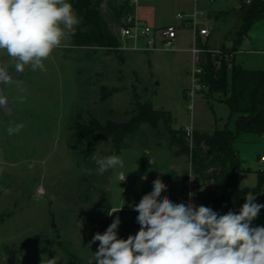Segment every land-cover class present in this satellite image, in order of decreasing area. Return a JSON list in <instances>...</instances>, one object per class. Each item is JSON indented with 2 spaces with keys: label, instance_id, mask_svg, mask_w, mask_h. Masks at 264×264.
I'll return each instance as SVG.
<instances>
[{
  "label": "rangeland",
  "instance_id": "374dc122",
  "mask_svg": "<svg viewBox=\"0 0 264 264\" xmlns=\"http://www.w3.org/2000/svg\"><path fill=\"white\" fill-rule=\"evenodd\" d=\"M123 1L105 0L102 5L119 39L116 49L78 48L73 43L74 30L72 39L63 41L43 62V70L26 66L22 78L5 87L13 113L6 117L0 112V264H42V260L48 264L53 258L55 264H95L99 241L92 243L93 236L103 234L117 217L118 238L135 235L140 225L133 206L153 190V181L160 179L167 186L160 199L171 197L169 173L190 169L189 158L171 146L168 129L190 128L192 134L212 133L225 125L235 128L238 116L231 115L225 102L208 104L203 99L207 89L195 80L200 67L194 50L198 42L210 51L230 44L227 35L235 16L217 14L239 9V0L141 2L132 11L139 19L153 28L171 24L178 28L172 45L154 50L120 39L125 16L116 19L109 7ZM197 11L203 16L196 21L176 19L179 14L193 19ZM202 29L208 30L207 37L200 35ZM199 58L200 63L201 53ZM235 63L246 70H264V19L250 30ZM0 65L14 68L15 61L0 50ZM137 101L169 113L172 122L162 121L157 128L143 124L120 147L97 135L76 138L91 120L128 122ZM16 125L22 127L9 135L8 128ZM235 149L250 169L238 175V187H256L257 171H264L260 163L264 138L242 134ZM109 155L119 156L123 167L98 175L95 158ZM82 167L91 174L82 172ZM41 188L44 192L37 199ZM253 202L264 205V186ZM242 205L238 198L231 201L233 210ZM252 226L264 227V208Z\"/></svg>",
  "mask_w": 264,
  "mask_h": 264
},
{
  "label": "clouds",
  "instance_id": "9594fccd",
  "mask_svg": "<svg viewBox=\"0 0 264 264\" xmlns=\"http://www.w3.org/2000/svg\"><path fill=\"white\" fill-rule=\"evenodd\" d=\"M79 23L67 0H0V50L13 58L15 69L21 73L26 66L33 71L43 70V62ZM7 69L0 66V81L5 84L11 81ZM21 127L10 126L7 131L11 135ZM95 159L98 175L123 167L117 155ZM81 171L91 174L90 169L82 167ZM125 178L121 174L122 181ZM142 178L146 180L147 175ZM166 187L156 179L153 190L133 206L140 225L135 235L118 238L117 217L103 234L93 236L92 243L99 241L93 256L95 264H264V227L252 226L264 208L253 202L256 195H245L246 202L238 214L229 211L220 215L210 207L176 203L168 196L160 199ZM43 192L42 188L38 190L37 199ZM48 264H55V259Z\"/></svg>",
  "mask_w": 264,
  "mask_h": 264
},
{
  "label": "trees",
  "instance_id": "16d2710c",
  "mask_svg": "<svg viewBox=\"0 0 264 264\" xmlns=\"http://www.w3.org/2000/svg\"><path fill=\"white\" fill-rule=\"evenodd\" d=\"M105 0H71L70 3L80 19L75 26L73 43L78 48H99L113 50L118 47L119 39L106 21L102 5ZM239 9L220 11L218 17L234 14L235 20L227 38L218 51H210L206 45L198 42L197 49L202 55L199 72L195 80L200 87L206 88L203 99L211 104L223 101L231 115H237L235 128L227 125L216 127L212 133L194 131L188 136L184 129H168L171 146H176L180 155L189 158L190 169L169 173V192L176 203L192 202L195 206L210 207L220 215L233 210L231 201L240 199L243 204L245 195H256L264 186V171H257L258 184L254 188L240 189L238 175L250 171L244 167L235 143L239 136L253 133L264 138V70H246L235 63V54L241 50L252 27L264 19V0H239ZM116 19L132 13L131 0H124L118 7L110 5ZM231 76V84L229 83ZM185 98L188 99L185 93ZM128 122L107 121L101 124L91 120L80 129L76 138H88L97 135L101 140L112 139L116 147L138 131L143 124L157 128L160 122L171 123L172 116L162 110H156L151 104L137 101ZM192 141V145L188 141ZM192 193V196H189Z\"/></svg>",
  "mask_w": 264,
  "mask_h": 264
},
{
  "label": "built area",
  "instance_id": "2783aa9c",
  "mask_svg": "<svg viewBox=\"0 0 264 264\" xmlns=\"http://www.w3.org/2000/svg\"><path fill=\"white\" fill-rule=\"evenodd\" d=\"M143 1L151 0H131V6L133 8L137 7ZM200 0H196L198 2ZM210 1V0H207ZM250 0H248V3ZM203 16V13L198 11L195 13L194 18L190 19L183 14L176 16L177 20L180 21H196L198 17ZM123 26L121 27L119 36L123 40H133L135 43H144L147 49L154 50L164 46H170L177 39L178 28L176 25H167L161 28H153L146 21L139 19L138 14H129L123 20ZM202 37H207L209 32L207 29H202L200 31ZM134 50H138V47H134ZM200 51L195 48L194 50V61L195 64H199ZM199 72V70L197 71ZM196 72V73H197ZM188 136H191V129L186 128L185 130ZM260 163L264 164V156L260 157ZM191 203V202H188Z\"/></svg>",
  "mask_w": 264,
  "mask_h": 264
},
{
  "label": "water",
  "instance_id": "95a60500",
  "mask_svg": "<svg viewBox=\"0 0 264 264\" xmlns=\"http://www.w3.org/2000/svg\"><path fill=\"white\" fill-rule=\"evenodd\" d=\"M69 39H72V35H69L68 37ZM1 66V65H0ZM7 73L8 75L10 76L11 78V81H14V80H17L19 78H22V73L17 71L14 68H8L7 69ZM7 84H5V82L3 81H0V97H3L4 100H5V103L3 104H0V112L3 113L6 117H8L11 113H13V108L10 104V101L9 99L7 98L6 94H5V87H6ZM53 229H56V225L53 224L52 226ZM58 239H60V237H58Z\"/></svg>",
  "mask_w": 264,
  "mask_h": 264
}]
</instances>
